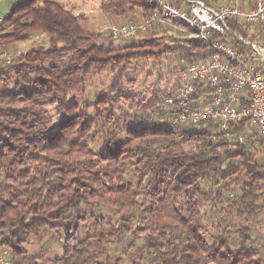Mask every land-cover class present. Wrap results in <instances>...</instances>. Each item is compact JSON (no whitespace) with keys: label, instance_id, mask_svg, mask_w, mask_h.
Here are the masks:
<instances>
[{"label":"trees","instance_id":"1","mask_svg":"<svg viewBox=\"0 0 264 264\" xmlns=\"http://www.w3.org/2000/svg\"><path fill=\"white\" fill-rule=\"evenodd\" d=\"M63 7L31 0L0 20V49L34 35L46 40L0 67V250L10 252L13 264H112L100 256L131 238L143 241L140 251L153 264H264L251 228L223 217L231 210V217L247 220L259 212L264 148L230 145L213 136L211 121L169 127L178 111L165 100L181 78L169 89L158 79L148 93L128 90L136 84L129 69L138 61L174 56L189 65L209 59L215 41L234 37L209 31L207 42L169 46L147 39L119 48L99 43L101 34ZM100 9L113 17L157 12L142 0H100ZM227 25L264 44V28L249 35L254 26ZM235 46L249 56L248 47L237 40ZM102 73L112 80L82 106L77 95ZM236 132L246 133L243 125ZM44 231L64 234L63 253L50 263L44 252L32 256L24 248L40 243Z\"/></svg>","mask_w":264,"mask_h":264},{"label":"built area","instance_id":"2","mask_svg":"<svg viewBox=\"0 0 264 264\" xmlns=\"http://www.w3.org/2000/svg\"><path fill=\"white\" fill-rule=\"evenodd\" d=\"M142 1L154 6L157 12L141 23L107 27L111 39L132 38L150 28L154 21L180 22L192 31L189 37L195 41L207 42L209 31L234 37L231 42L215 41L209 59L191 63L183 70L180 87L165 100L167 108L178 111L169 127L211 121L215 125L213 136L246 145L251 151L259 146L264 148V44L242 38L227 25L232 20L251 26L263 24L264 0H255L247 9L240 8L238 0H230L232 4L219 8L200 0ZM235 40L249 47L252 55L241 53L235 46ZM10 62L7 57L5 63ZM199 85H202L200 94ZM240 125L246 133L236 132ZM249 133L257 137L247 139L246 134ZM0 264H13L8 250H0Z\"/></svg>","mask_w":264,"mask_h":264},{"label":"rangeland","instance_id":"3","mask_svg":"<svg viewBox=\"0 0 264 264\" xmlns=\"http://www.w3.org/2000/svg\"><path fill=\"white\" fill-rule=\"evenodd\" d=\"M31 0H0V20L8 13L9 9L21 5ZM51 2L63 5L66 10L71 11L75 16H82V25L87 30L94 31L101 34L99 43H112L114 46L119 48L130 47L131 45H142L147 39H153L156 42L163 43L169 46L176 44H185L190 37L186 31L182 30L181 27H177L172 24V21L154 23L145 31L137 33L134 37L121 40H113L109 37L107 27L115 25L122 26L132 23H141L147 17L143 16L140 11L127 14L125 16L117 17L104 13L100 9V0H48ZM177 2V0H170ZM208 6L219 8L227 4H232L230 0H200ZM255 0H238V6L243 9H247L253 5ZM156 13V12H155ZM257 27L247 28L248 34H257L264 27L263 24H256ZM3 33L0 30V34ZM261 43L262 39H258ZM45 47L46 40L42 35H34L31 38L20 44L13 45L6 49H0V67H4L5 60L8 57L11 60L15 59L18 55L34 47ZM247 47V46H246ZM249 48V47H248ZM249 56L252 55V50L249 48ZM245 55H247L245 53ZM248 56V55H247ZM178 59L174 56H166L162 59L161 63H154L153 61H144L143 59L135 63L129 69L130 77L136 79V84L130 86L128 90L131 92H143L148 93L151 90L152 85L158 80H161V85L164 89H169L178 84L181 78V73L188 66L180 64ZM264 68V65H263ZM112 80L110 73H105L100 76H92L86 82L83 94H78L77 98L81 100L82 106L92 103L94 96L100 90H103ZM176 84V85H175ZM128 87V86H127ZM127 106H125L126 108ZM89 116H93L92 110L88 111ZM233 142L230 145L233 146ZM95 151L100 150V144L97 143L94 146ZM259 158H263L264 154H259ZM129 178H132L129 175ZM132 180V179H131ZM233 188V187H232ZM237 190V189H235ZM234 197L237 195V191L232 192ZM259 212L253 218L247 220H239L231 217L232 211L228 210L223 216L228 221L232 220L236 226H249L253 231V239L255 246H262L264 248V188L261 190L260 197L258 199ZM102 215H112L113 213L109 210H102L98 212ZM85 230V229H84ZM83 230V231H84ZM85 235V234H84ZM43 240L38 243L32 241L24 246L32 256H39L41 252H44V261L46 263L52 262L57 257H61L64 250V234L60 235V238L56 234L48 233L44 231ZM133 242L134 246H130ZM143 241H134L131 238H125L119 245L111 246L105 255L100 256L99 260H109L113 264L116 258H120V264H153L154 258L149 255L141 253L140 248ZM127 247V248H126Z\"/></svg>","mask_w":264,"mask_h":264},{"label":"crops","instance_id":"4","mask_svg":"<svg viewBox=\"0 0 264 264\" xmlns=\"http://www.w3.org/2000/svg\"><path fill=\"white\" fill-rule=\"evenodd\" d=\"M253 4H254V3H253ZM250 131H252V130H250ZM253 132H254V131H253ZM253 134H254V133H253ZM247 136H252V135H251V133H249V135H247Z\"/></svg>","mask_w":264,"mask_h":264}]
</instances>
